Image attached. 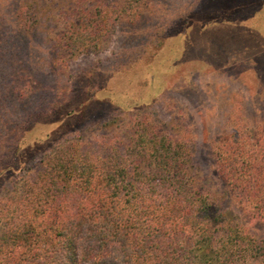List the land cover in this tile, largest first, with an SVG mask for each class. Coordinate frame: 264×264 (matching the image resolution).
I'll use <instances>...</instances> for the list:
<instances>
[{
    "label": "rangeland",
    "instance_id": "1",
    "mask_svg": "<svg viewBox=\"0 0 264 264\" xmlns=\"http://www.w3.org/2000/svg\"><path fill=\"white\" fill-rule=\"evenodd\" d=\"M71 1L0 0V199H24L27 173L78 144L124 154L147 133L168 155H200L203 176L218 141L264 148V0L126 3L98 38L85 29L78 41L96 49L67 54ZM252 213L246 228L264 239Z\"/></svg>",
    "mask_w": 264,
    "mask_h": 264
},
{
    "label": "trees",
    "instance_id": "2",
    "mask_svg": "<svg viewBox=\"0 0 264 264\" xmlns=\"http://www.w3.org/2000/svg\"><path fill=\"white\" fill-rule=\"evenodd\" d=\"M137 1L84 9V0H72L67 30L77 41L62 48L96 49L78 41L88 25L98 38L119 7L141 11ZM226 141L216 143L214 170L204 176L194 163L200 155L188 148L168 155L171 143L147 133L124 154L83 152L78 144L41 161L26 175L24 199H0V264H264V239L249 234L243 215L248 206L264 222V148L246 153L241 138ZM210 176L220 193L202 183Z\"/></svg>",
    "mask_w": 264,
    "mask_h": 264
}]
</instances>
